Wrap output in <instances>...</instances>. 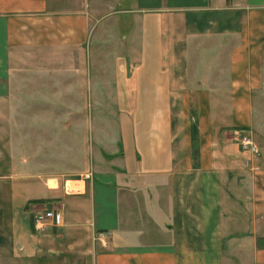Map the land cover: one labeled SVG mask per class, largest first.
I'll use <instances>...</instances> for the list:
<instances>
[{
    "label": "crops",
    "instance_id": "crops-1",
    "mask_svg": "<svg viewBox=\"0 0 264 264\" xmlns=\"http://www.w3.org/2000/svg\"><path fill=\"white\" fill-rule=\"evenodd\" d=\"M14 103L72 104L78 129L89 104L119 119L83 169L32 181V151L0 166V264H264V0H0ZM44 208L62 220L37 230Z\"/></svg>",
    "mask_w": 264,
    "mask_h": 264
},
{
    "label": "rangeland",
    "instance_id": "rangeland-1",
    "mask_svg": "<svg viewBox=\"0 0 264 264\" xmlns=\"http://www.w3.org/2000/svg\"><path fill=\"white\" fill-rule=\"evenodd\" d=\"M89 105L88 108L93 116L94 124L92 127L87 125L83 127V129H78V127L75 125L72 126L71 124L72 121L74 124L75 119L72 117H65L61 112L62 108L64 113L70 115L72 104H45L44 106L46 108L41 107V111H38L39 107H37V111L31 116L27 115L28 105L23 103L0 104L1 170L7 173L6 164L9 162V159L15 161L18 166V163H22L25 156L26 159L29 158L31 151L33 157L30 156L27 165H31L34 171V175L31 178L32 181L35 180L36 177L34 176L37 174L44 176L51 172H67V170H71L78 165L80 169H83L86 164H88L89 159L85 158L83 162L78 163V158L84 153L83 151H85L88 156L92 154V146L95 144L96 136L104 129L110 134V141L107 140L106 142H109L108 146L110 147L107 146L108 150L112 151L111 148L115 145L113 134L117 129V122L119 119V105L114 103ZM35 108L36 105H33L32 109L34 110ZM25 123H27L28 126L26 125V127H24ZM29 124H31L32 128H40L42 132H36L30 129L33 134L31 138L26 132L27 129L29 130L30 128ZM65 124H71V126L68 127ZM1 170L0 172H2ZM14 170L18 172L23 171V169L19 167H16ZM69 173L52 175L50 178L54 180H49V185L55 186V178H59L62 174L65 178L80 177L78 174L70 175ZM6 181H8V179ZM41 185V183H33L31 185L33 196L42 194L37 192L42 187Z\"/></svg>",
    "mask_w": 264,
    "mask_h": 264
},
{
    "label": "built area",
    "instance_id": "built-area-1",
    "mask_svg": "<svg viewBox=\"0 0 264 264\" xmlns=\"http://www.w3.org/2000/svg\"><path fill=\"white\" fill-rule=\"evenodd\" d=\"M237 132L236 139L240 148L249 154L245 159V164L251 166L253 157H257L259 154L258 145L247 130L241 129ZM86 176L89 177V175ZM32 219L34 227L37 230H43L48 225H58L61 223L62 217L54 209L44 208L33 211Z\"/></svg>",
    "mask_w": 264,
    "mask_h": 264
}]
</instances>
